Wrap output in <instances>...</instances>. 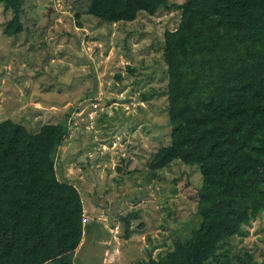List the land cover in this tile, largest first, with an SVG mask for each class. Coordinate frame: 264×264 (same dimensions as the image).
<instances>
[{"label": "rangeland", "instance_id": "rangeland-1", "mask_svg": "<svg viewBox=\"0 0 264 264\" xmlns=\"http://www.w3.org/2000/svg\"><path fill=\"white\" fill-rule=\"evenodd\" d=\"M23 3L29 27L11 35L3 28L12 12L0 3V121L11 118L33 132L67 122L56 172L83 201L74 264L159 257L199 222L198 164L148 167L170 139L163 40L181 11H141L133 21L110 23L88 13L86 0ZM225 247L264 260V211Z\"/></svg>", "mask_w": 264, "mask_h": 264}, {"label": "trees", "instance_id": "trees-1", "mask_svg": "<svg viewBox=\"0 0 264 264\" xmlns=\"http://www.w3.org/2000/svg\"><path fill=\"white\" fill-rule=\"evenodd\" d=\"M86 1L88 13L110 23L133 21L141 11H181L163 40L170 139L148 167L198 164L199 222L159 257L130 264H264L225 247L264 211V0ZM0 3L12 12L5 34L29 27L23 0ZM68 130L65 120L35 132L11 118L0 121V264H74L83 201L56 172Z\"/></svg>", "mask_w": 264, "mask_h": 264}]
</instances>
